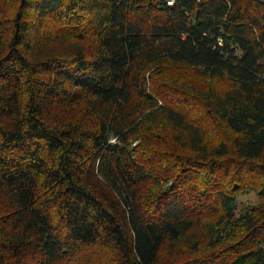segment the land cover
<instances>
[{
	"label": "trees",
	"instance_id": "1",
	"mask_svg": "<svg viewBox=\"0 0 264 264\" xmlns=\"http://www.w3.org/2000/svg\"><path fill=\"white\" fill-rule=\"evenodd\" d=\"M0 264H264V0H0Z\"/></svg>",
	"mask_w": 264,
	"mask_h": 264
},
{
	"label": "rangeland",
	"instance_id": "2",
	"mask_svg": "<svg viewBox=\"0 0 264 264\" xmlns=\"http://www.w3.org/2000/svg\"><path fill=\"white\" fill-rule=\"evenodd\" d=\"M261 202L262 198L255 190H249L238 197V205L240 210L249 205L259 204Z\"/></svg>",
	"mask_w": 264,
	"mask_h": 264
}]
</instances>
